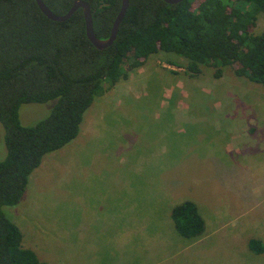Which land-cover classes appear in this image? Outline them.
Wrapping results in <instances>:
<instances>
[{
	"label": "rangeland",
	"instance_id": "rangeland-1",
	"mask_svg": "<svg viewBox=\"0 0 264 264\" xmlns=\"http://www.w3.org/2000/svg\"><path fill=\"white\" fill-rule=\"evenodd\" d=\"M263 30L261 13L251 31ZM187 63L157 52L95 99L79 136L4 207L24 247L47 264H264L249 247L264 241V86L233 66L192 76ZM54 103L23 104L21 122ZM185 200L209 216L202 238L182 236L168 215Z\"/></svg>",
	"mask_w": 264,
	"mask_h": 264
},
{
	"label": "trees",
	"instance_id": "trees-1",
	"mask_svg": "<svg viewBox=\"0 0 264 264\" xmlns=\"http://www.w3.org/2000/svg\"><path fill=\"white\" fill-rule=\"evenodd\" d=\"M90 3L95 33L108 38L122 0ZM130 0L117 38L97 48L88 38L83 9L65 21L48 18L36 0H0V124L7 154L0 161V264H47L23 245L20 227L5 213L25 195L32 173L46 155L79 136L95 99L143 66L160 51L187 59L198 76L213 66L215 76L233 66L235 73L264 86V30L253 33L264 0ZM56 14H65L75 0H44ZM54 100L51 112L24 125L25 103ZM184 237L203 235L206 223L197 204L186 200L171 211ZM249 247L264 252V241Z\"/></svg>",
	"mask_w": 264,
	"mask_h": 264
},
{
	"label": "water",
	"instance_id": "water-1",
	"mask_svg": "<svg viewBox=\"0 0 264 264\" xmlns=\"http://www.w3.org/2000/svg\"><path fill=\"white\" fill-rule=\"evenodd\" d=\"M168 3H179L183 0H164ZM38 6L42 10V12L50 19L55 21H65L68 20L72 15L80 8L83 9L85 21H86V32L89 40L99 49H104L113 44L115 39L117 38L120 25L127 13V10L130 6V0H122V6L121 10L116 17L113 27L111 30V34L108 38H100L96 35L95 29H94V22H93V16H92V8L89 2L84 0H75L74 4L70 8L68 12L65 14H56L47 4L44 2V0H36Z\"/></svg>",
	"mask_w": 264,
	"mask_h": 264
},
{
	"label": "crops",
	"instance_id": "crops-1",
	"mask_svg": "<svg viewBox=\"0 0 264 264\" xmlns=\"http://www.w3.org/2000/svg\"><path fill=\"white\" fill-rule=\"evenodd\" d=\"M174 195V194H173ZM186 201V200H185ZM193 201V200H192ZM182 202H184V201H182ZM195 202V201H194ZM196 204H198L197 202H195ZM178 204V203H177ZM176 204V205H177ZM175 206V204L174 205H172V209H173V207ZM198 206V205H197ZM199 208V207H198ZM199 211H200V209H199ZM168 215H170L171 216V210H170V212H168ZM203 216V215H202ZM204 217V216H203ZM208 218H209V216L207 217L206 215H205V217H204V219H205V223H206V227L208 226V228H210L211 226H210V224H209V222H208ZM173 223H174V221H173ZM174 227H175V225H174ZM212 229V228H211ZM205 230H206V228H205ZM212 231H214L213 229H212ZM207 232H205L204 231V233H203V235H201L200 237L202 238L203 236H205V234H206ZM200 239V238H199ZM197 240V239H196Z\"/></svg>",
	"mask_w": 264,
	"mask_h": 264
}]
</instances>
